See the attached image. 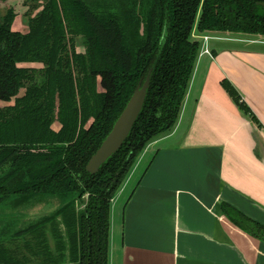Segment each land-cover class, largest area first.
Instances as JSON below:
<instances>
[{
  "label": "trees",
  "instance_id": "16d2710c",
  "mask_svg": "<svg viewBox=\"0 0 264 264\" xmlns=\"http://www.w3.org/2000/svg\"><path fill=\"white\" fill-rule=\"evenodd\" d=\"M25 1L37 11L26 33L11 29L12 9L0 17V207L58 206L9 241L0 230V264H109L112 202L147 145L177 123L200 49L194 30L264 37V0ZM149 70L129 136L88 173ZM221 87L259 126L234 86ZM221 212L264 243V225L226 203Z\"/></svg>",
  "mask_w": 264,
  "mask_h": 264
},
{
  "label": "crops",
  "instance_id": "0c3cea01",
  "mask_svg": "<svg viewBox=\"0 0 264 264\" xmlns=\"http://www.w3.org/2000/svg\"><path fill=\"white\" fill-rule=\"evenodd\" d=\"M193 34L200 49L177 123L112 202L109 264H264V243L221 212L226 203L264 225V37Z\"/></svg>",
  "mask_w": 264,
  "mask_h": 264
},
{
  "label": "rangeland",
  "instance_id": "374dc122",
  "mask_svg": "<svg viewBox=\"0 0 264 264\" xmlns=\"http://www.w3.org/2000/svg\"><path fill=\"white\" fill-rule=\"evenodd\" d=\"M35 2H26L25 0H0V17H2L9 9L15 12V17L11 25L13 31L26 33L28 31V19L36 14L32 6ZM79 39L77 40V51L81 52L83 49L80 46ZM7 105L0 101V108ZM57 126H54V129ZM58 206L57 200L50 199L48 202L36 205L34 207L22 209H5L0 207V230L6 233L5 239H10L15 231L25 226L27 223L36 218L50 213ZM14 242V241H13Z\"/></svg>",
  "mask_w": 264,
  "mask_h": 264
},
{
  "label": "water",
  "instance_id": "95a60500",
  "mask_svg": "<svg viewBox=\"0 0 264 264\" xmlns=\"http://www.w3.org/2000/svg\"><path fill=\"white\" fill-rule=\"evenodd\" d=\"M151 71L152 70H149L145 80L138 84L124 109L114 122L110 132L102 141L96 152L91 156L86 165V171L88 173L95 174L110 157L119 151L129 136L142 111L146 94L150 86Z\"/></svg>",
  "mask_w": 264,
  "mask_h": 264
},
{
  "label": "built area",
  "instance_id": "2783aa9c",
  "mask_svg": "<svg viewBox=\"0 0 264 264\" xmlns=\"http://www.w3.org/2000/svg\"><path fill=\"white\" fill-rule=\"evenodd\" d=\"M201 39H202L204 42H206V41L208 40V37L203 36V37H201Z\"/></svg>",
  "mask_w": 264,
  "mask_h": 264
}]
</instances>
